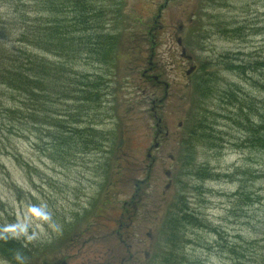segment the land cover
<instances>
[{
	"label": "rangeland",
	"instance_id": "374dc122",
	"mask_svg": "<svg viewBox=\"0 0 264 264\" xmlns=\"http://www.w3.org/2000/svg\"><path fill=\"white\" fill-rule=\"evenodd\" d=\"M31 1L0 0L3 35L36 10ZM66 16L77 47L48 58L64 74L45 109L50 126L0 118V235L16 246L0 248V264H161L177 242L182 264H263L264 151L244 145L218 101L230 84L253 94L260 73L227 65L264 59V0H82L67 3ZM99 36L110 38L101 61ZM150 68L169 84L162 104L164 87L142 79ZM101 82L98 104L90 93ZM202 115L218 126L216 135L206 127L214 149L195 139ZM154 118L170 136L148 159ZM89 134L96 144L83 146Z\"/></svg>",
	"mask_w": 264,
	"mask_h": 264
},
{
	"label": "trees",
	"instance_id": "16d2710c",
	"mask_svg": "<svg viewBox=\"0 0 264 264\" xmlns=\"http://www.w3.org/2000/svg\"><path fill=\"white\" fill-rule=\"evenodd\" d=\"M35 1H39L33 6L36 7V10L32 11L35 13H23V16H18L16 24L10 26L9 33L11 36L8 34L3 35V31L0 29V94L3 92L4 100L7 101L6 104L0 105V113L4 111L2 114H5L4 116H0V118L8 119L9 116L11 121L17 119L20 123L21 120L29 118L33 121L30 123V125H33V128H37L36 125H38L39 120L48 127L50 126L51 119L49 117L51 113L49 112L51 111H45V109L49 108V105L53 104L57 100V97H60L59 87L62 81L60 79L63 78L64 74L48 58L56 55L67 57L69 52L74 53L72 43L74 47H77V45L74 43L73 38L70 37L71 27L65 23L66 20H69L67 18L68 15L62 18V14L65 13V5L67 3L74 2L77 5L82 0H33L31 2ZM30 13L35 14L36 18H30ZM46 13H50L51 15L49 16ZM55 14H57L56 17ZM75 19L76 23H78L76 15ZM4 21L5 19L0 18V24ZM80 30L87 31L88 27L82 29L76 28L77 32ZM109 39L106 36L92 39L93 47L100 49L98 51L100 57L110 48ZM80 46L79 44L78 47ZM58 47H61L64 52L59 53L57 51ZM236 62H240L239 65L235 64ZM232 63L227 65L228 69L239 76L242 74L247 76L249 72L251 75L257 76L259 72L260 78L257 80L251 77L250 82L253 94L249 97L245 95V91L240 85L230 84L225 90H222L218 102L225 105L227 109L229 108L232 113H228L229 116L226 117L220 113L218 117L228 119L232 124V128L243 130L245 137L244 145H247L249 149L264 151V98L262 99L254 94L257 92L264 96V59L258 56L257 58L253 57L248 64L244 61L236 60ZM95 88H93L95 92L90 94L91 99L94 98L93 101L98 103L100 100L98 93L100 86H95ZM61 90L64 93L62 95H68L67 87L61 88ZM198 90V94L202 98L203 93H201L200 89ZM82 93L78 92L79 95ZM242 96L245 97L242 98ZM202 111L206 113L205 110ZM45 113L48 115H44ZM223 114L227 115V113ZM202 116L206 120L201 122L202 127L197 123V130L194 132L195 139L200 144H204L205 141V145L208 146L211 142L212 149H214L218 139L216 140V137L212 139L210 136L211 132L208 135L206 127L209 122L211 131L216 135L217 129L215 128H218V126L210 123L214 122L210 116ZM5 129H8L6 125ZM13 129L14 127H10V132L14 131ZM198 130L199 132H197ZM234 133L236 132L232 130V136ZM48 134L50 136L46 137L50 138L51 143L54 140L55 144V135ZM218 135L220 134L218 133ZM81 144L83 146L96 144L94 136L89 134L86 143L81 142ZM48 151L50 152L51 148ZM204 166L206 167V165ZM254 178H257V176H254ZM248 197L252 198L253 201L251 203L253 205L258 202L261 204L263 201V194L252 193ZM262 219H264V216L260 218L264 231V221ZM6 237L5 235H0V248L10 255L12 254V249H15L16 246L13 243L10 244L6 240L8 239ZM178 244L177 242L173 245L166 255L162 257L161 264L183 263V258L177 253ZM260 250L262 251V262L264 264V242ZM234 253L243 255V252L239 251L238 248L234 250Z\"/></svg>",
	"mask_w": 264,
	"mask_h": 264
},
{
	"label": "flooded vegetation",
	"instance_id": "af4514ba",
	"mask_svg": "<svg viewBox=\"0 0 264 264\" xmlns=\"http://www.w3.org/2000/svg\"><path fill=\"white\" fill-rule=\"evenodd\" d=\"M177 44H178V45H183L181 39H177ZM149 71L152 72V68H150ZM151 72L147 73V71H145V72L142 74V78H143V79H149V78H150V79L152 80V78H151L150 75H149V74H151ZM156 84H158V86H161V87L164 86V88L166 87V90L168 89L167 85L162 84V82L160 81V79H158V81H156ZM154 110H155V109H154ZM162 137H163L162 130L159 129V130L157 131V133H156L155 141H159V140H161ZM165 137H166V135H165ZM133 257H134V256H131V260L133 259ZM64 262H65V264L67 263L65 260H63V261L60 262V264H63Z\"/></svg>",
	"mask_w": 264,
	"mask_h": 264
}]
</instances>
